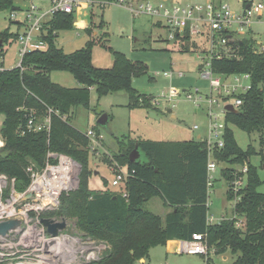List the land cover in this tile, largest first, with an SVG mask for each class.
<instances>
[{"label":"trees","instance_id":"obj_1","mask_svg":"<svg viewBox=\"0 0 264 264\" xmlns=\"http://www.w3.org/2000/svg\"><path fill=\"white\" fill-rule=\"evenodd\" d=\"M14 1L0 0V12L14 9ZM114 1L92 0V4ZM141 1L146 0H137ZM73 17L74 14L56 15L44 29L46 49L24 55L20 67L0 71V174L14 178L15 190L22 192L29 184L27 168L34 165L41 169L48 153L65 155L79 165L76 190L62 195L58 209L41 213V218L71 220L81 238L106 246L99 260L82 264H133L146 259L151 248L164 246L169 240L189 241L194 233L205 235L207 247L213 249L215 255L228 251L236 256L232 264H264V194L257 192L260 181L248 161L256 151L251 145L245 150L239 148L228 127L234 126L247 135L257 134L262 149L259 153L264 162V103L260 88L264 82V54L254 53L250 43L243 41L237 58L211 60L214 74L220 77L248 74L251 87L239 95L241 105L234 112H226L223 146L213 152L219 163L247 165L246 185L239 194V201L233 204L234 219L222 218L216 224L208 223V149L201 140L121 142L112 160L125 167L128 173L122 191L117 194L88 188L93 175L89 167L90 141L70 125L72 110L88 108L91 90L95 91L97 99L125 92L129 106H142L149 111L156 108L131 85L133 78L147 72V66L106 47L102 43L106 33L99 38L95 36L94 23L90 22L91 27L86 28L91 38L83 48L66 54L56 46V34L52 36V32L74 28ZM103 26L104 22L100 20L98 29ZM187 34L179 39L180 48L186 49L184 53L190 49L198 50ZM9 36L7 31L0 33L2 45ZM12 38L16 42L17 33ZM95 45L111 51L110 68L92 65ZM54 71L69 72L79 86L65 88L51 82L49 75ZM30 115L36 122H42L49 115V131L27 132L25 124ZM95 133L98 136V132ZM135 145L139 159L130 162L128 156ZM104 163L110 164L108 159H104ZM232 172L234 169L229 167L220 171L228 185L225 194L229 202L233 201L228 190ZM153 198H158L169 210L164 217L144 209ZM238 218L243 220L241 227L235 225Z\"/></svg>","mask_w":264,"mask_h":264},{"label":"rangeland","instance_id":"obj_2","mask_svg":"<svg viewBox=\"0 0 264 264\" xmlns=\"http://www.w3.org/2000/svg\"><path fill=\"white\" fill-rule=\"evenodd\" d=\"M124 1L123 4H119L115 0L110 4L82 5L75 10L74 28L57 31L55 36L56 46L66 54L72 53L83 48L91 38L86 28L92 22L94 23L95 36L99 38L106 33V37L102 38V43L106 47L123 54L130 61L142 62L148 68L144 75L133 78L131 85L139 95H145L150 100L151 106L156 108L154 111H149L142 106H129V97L125 92L111 93L97 99L95 91L91 90L88 108L77 107L71 112L70 125L74 129L83 134L91 130L95 136L96 131L100 137L99 146L96 148L99 155L95 156L90 152L89 167L93 175L89 179L88 188L96 191L108 190L117 194L122 191V186H111L113 177L111 168L114 164L112 157L118 152L119 143L138 140L189 141L195 139L198 133L205 137L208 129L205 116L206 104L203 103L197 108L185 97V92H193L195 89L202 94L209 93L207 81L201 80L198 74V65L202 56L196 49L194 51L190 49L184 53L183 51L186 49L180 48V42L167 39V29L163 24L158 23L159 25H157L150 16L132 14L128 10L127 4L136 5L137 0ZM201 1L205 0H168L170 5L179 6L192 5ZM217 1L229 5L234 10H240L238 0ZM22 6L23 3L15 0L13 2L14 9L0 12V33L7 31V34L11 35L8 41L2 45L0 61L5 70L16 68L20 62L18 46L12 38L19 29L12 22V19L21 20V15L16 13L15 17H11V13L16 10L15 7L21 8ZM100 20L104 22V26L98 29ZM189 41L192 43L194 39H189ZM112 61L111 51L100 45H95L92 48L93 66L107 69L111 67ZM165 72H172V76L165 78L163 76ZM179 73H182L181 77L178 76ZM49 78L51 82L65 88H77L79 86L72 75L66 71L51 72ZM260 88L263 89L264 103V82ZM171 90H176L179 95L169 101ZM212 111L219 113L221 120H224V115L215 105H212ZM150 112H153L155 117H151ZM102 115H106L107 122L103 126H98L97 120ZM1 122L2 117L0 116V126ZM194 125L198 126V130L193 129ZM228 127L232 131L239 148L245 150L248 145H251L255 149L256 154L250 156L248 161L250 166L255 169L260 181L257 192L264 194V162L259 153L262 149L259 147L258 135H247L234 126L229 125ZM218 149L214 147L212 150ZM104 159H108L110 164L104 163ZM242 166L219 164L217 172L214 174L210 188L211 193L208 198L211 207L210 212H215V219L211 223L219 222L217 219L220 218V212L224 216L223 219L233 217V202H229L225 198L228 185L220 176V171L228 167L234 170L240 169ZM123 169L125 168L123 167ZM157 201H159L158 198L151 199L148 201L149 203L144 205V209L150 210V203ZM53 219L57 220L56 218ZM57 221L61 220L58 219ZM237 221L243 223L241 218H238ZM60 236L73 240L74 244L69 246L60 243L56 248L57 252L62 251V254L70 255V250L75 251L77 247L81 246L77 249L76 254H72L70 258L58 264L86 263L88 259L102 256L106 251L103 243L88 242L89 240L81 238L71 220H67L66 227L60 232ZM164 246L151 248L144 262L136 261L133 264H232L236 257L228 251L221 255L208 252L209 255L207 256L168 253ZM90 250L92 253L88 252ZM224 257L226 260H223ZM15 262L16 260L1 264H14Z\"/></svg>","mask_w":264,"mask_h":264},{"label":"built area","instance_id":"obj_3","mask_svg":"<svg viewBox=\"0 0 264 264\" xmlns=\"http://www.w3.org/2000/svg\"><path fill=\"white\" fill-rule=\"evenodd\" d=\"M23 3L21 8L16 7L11 13L21 15V20L12 19V22L19 29L16 43L20 63L24 55L31 51H42L46 49L44 40V29L46 24L58 14H74L75 10L82 5H91L92 0H18ZM119 4L125 3L118 0ZM240 10H234L229 5L220 1L205 0L192 5L179 6L170 5L168 0H146L136 5L127 4L128 10L134 15L150 16L155 23H159L167 29V39L179 41L185 33L198 48L202 56L198 65V74L201 80L207 81L209 93L202 94L195 89L193 92H185L186 99L195 107L206 104L205 116L208 122V129L202 141L208 149L207 160V188L208 195L211 193L214 174L217 172L219 162L214 157V147L223 146L224 120L220 114L212 111L215 105L225 118V106L232 105L234 109L241 105L239 95L246 93L250 87V76L248 74L231 75L220 77L211 70L213 58L228 57L237 58L239 46L243 41L250 43L253 52L264 54V0H239ZM56 32H52L55 36ZM5 70L0 65V71ZM182 73L178 76L181 77ZM165 78L171 77L172 72H165ZM176 90L169 92L170 99L178 96ZM158 105V101H157ZM50 109L48 113H50ZM50 117L47 115L42 122H36L35 117L26 120L25 129L27 132L49 131ZM198 130V126H193ZM90 141V152L95 156L99 155L96 148L99 146V136L89 130L85 133ZM2 143H0V147ZM125 168V167H124ZM112 187L123 186L128 173L126 169L113 164ZM79 165L69 157L62 154H47V161L41 169L34 165L27 168L29 184L22 191L14 188L15 180L4 174H0V222L17 220L20 227L16 231L8 232L0 237V264H58L76 254L70 250V255L57 252L58 244L72 246L74 241L60 236L50 237L45 227L41 224V213L55 211L60 205V198L76 190L78 187ZM248 167L242 166L232 172V181L228 190L233 196V204L239 201V194L244 189L247 180ZM29 195V199L25 197ZM123 197L126 195L123 194ZM209 206V201H207ZM234 219V217H233ZM214 219L207 218L211 223ZM242 222H235L236 227H241ZM62 241V242H60ZM94 242V241H88ZM85 247V246H84ZM86 248V247H85ZM104 248L106 246L104 245ZM84 249V248H82ZM208 247L204 234L194 233L189 241L183 244V253L187 255L207 256ZM92 253V251H88ZM89 253V254H90ZM99 257L88 259L87 262L97 261Z\"/></svg>","mask_w":264,"mask_h":264},{"label":"water","instance_id":"obj_4","mask_svg":"<svg viewBox=\"0 0 264 264\" xmlns=\"http://www.w3.org/2000/svg\"><path fill=\"white\" fill-rule=\"evenodd\" d=\"M2 45V40L0 39V46ZM225 111L226 112H234L235 109L232 105H226L225 106ZM170 112V111H168ZM151 117H155L153 112L149 113ZM107 122V117L106 115H102L101 117L98 118L97 120V125L98 126H103ZM129 161L130 162H135L139 159V153L137 150V145H135L134 149L130 152L129 156ZM96 175V172L94 173ZM29 195L25 197V200L29 199ZM41 224L45 227L46 233L52 237L56 238L60 232H62L67 224L66 219H62L61 221H57L53 218H42L40 220ZM20 227V222L17 220H9V221H4L0 222V237H4L8 232L11 231H16Z\"/></svg>","mask_w":264,"mask_h":264},{"label":"crops","instance_id":"obj_5","mask_svg":"<svg viewBox=\"0 0 264 264\" xmlns=\"http://www.w3.org/2000/svg\"><path fill=\"white\" fill-rule=\"evenodd\" d=\"M202 138H204V137L200 133H198L196 135V138L192 139V140H201L202 141ZM0 143H2L1 140H0ZM225 198H226V194H225ZM210 208L211 207H210V202H209V206H208L209 211H208L207 218L211 217L212 219H215L214 218L215 212H210ZM149 211L156 214V215H159L160 217H164L168 213L169 210L163 206L161 201H157L156 203H152V204L150 203V210ZM221 213L222 212H220V218L217 219L218 221H220L222 218H224V216ZM223 213H224V211H223ZM184 242L185 241L169 240L166 242L164 247L166 248L168 253H175V254L176 253H183L182 249H183ZM208 252L214 254L213 249H209ZM209 253L207 255H209ZM189 256H197V255H189ZM208 259H209V257H208ZM144 260L143 259L139 260V262H144ZM223 260H226L225 257L223 258Z\"/></svg>","mask_w":264,"mask_h":264},{"label":"bare ground","instance_id":"obj_6","mask_svg":"<svg viewBox=\"0 0 264 264\" xmlns=\"http://www.w3.org/2000/svg\"><path fill=\"white\" fill-rule=\"evenodd\" d=\"M61 246V245H60Z\"/></svg>","mask_w":264,"mask_h":264}]
</instances>
